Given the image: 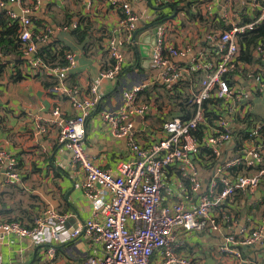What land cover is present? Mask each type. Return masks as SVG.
<instances>
[{
	"label": "built area",
	"instance_id": "2783aa9c",
	"mask_svg": "<svg viewBox=\"0 0 264 264\" xmlns=\"http://www.w3.org/2000/svg\"><path fill=\"white\" fill-rule=\"evenodd\" d=\"M192 1L196 9L203 7L206 12H211L218 2ZM41 2L0 0V12H5L17 26L18 46L27 57L25 63L28 67L39 72L47 71L54 77V84L46 89L47 93L56 99H66L76 112L74 116H67L59 105H55L47 123L56 128L57 143L69 151L73 167L83 172L81 186L92 206L90 218L72 230L70 236H83L100 246L101 255L86 256L80 264H194L190 258L178 254V231L200 234L219 232L222 226L228 227L233 217L213 214V211L238 192L253 194L264 177L263 168L254 174L229 175L240 166L250 170L264 164L260 144V140L264 142V125L260 123L252 124L249 138L240 147L241 155L220 163V148L233 138L235 140L229 117L245 119L250 109V98L260 94L264 87V41L258 42L254 48V58L259 62L256 72L238 61L239 39L264 24V0H238V5L246 8L250 15L245 22L234 12L233 2L223 0L221 15L226 29L206 34L205 41L213 58L206 53L192 55L189 67L170 63L172 57H184L188 51L167 46L163 32L157 30L151 64L160 70V84L167 86L173 94V89L185 80L188 73L201 74L202 78L190 93L194 106L192 115L186 119L173 117L165 121L149 146L140 145L133 134L136 119H146L152 108L151 102L140 100L142 87L133 86L122 91V102L114 110L99 109L100 88L97 82L83 97H80L76 85L65 84L67 74L77 65L73 52L64 53L63 66L48 65L38 58V47L51 33L48 26L36 27L34 23L33 14ZM119 9L118 36L107 40L111 62L99 73V80L106 79L112 83H117L124 72L126 57L123 47L133 42V32L139 21L130 5L120 4ZM72 27L76 28V25ZM243 74L247 76V90H243L239 82ZM91 112L97 113L100 121L108 126L112 137L126 141L134 160L119 162L112 171L101 168L87 154L84 146L85 117ZM36 127L40 134L46 132L45 126L37 124ZM198 131L201 136H196ZM204 151L209 152L212 158L203 154ZM197 164L213 170L204 189L198 178ZM14 166L13 158L0 150V176L5 177L9 186L21 181ZM173 166L187 186L179 200L168 204L164 201L163 180ZM197 194L198 200L193 203ZM68 218V214L46 207L34 218L31 226L14 220L0 222V242L7 234L34 241L47 230L49 243L40 245L46 246L49 264H53L54 245L61 242L59 228ZM255 245L264 248V231L242 228L238 233H228L218 252L232 256L233 264H249L242 252L245 247Z\"/></svg>",
	"mask_w": 264,
	"mask_h": 264
},
{
	"label": "crops",
	"instance_id": "0c3cea01",
	"mask_svg": "<svg viewBox=\"0 0 264 264\" xmlns=\"http://www.w3.org/2000/svg\"><path fill=\"white\" fill-rule=\"evenodd\" d=\"M174 1L179 2L176 4ZM231 1L239 19L243 22L250 19L248 10L240 7L238 0ZM124 3L130 5L139 19L134 31L137 32L135 42L123 47L126 67L117 83L99 80V73L107 69L111 62L107 40L117 35L121 16L119 7ZM222 3L223 0H218L213 10L206 12L203 7L196 9L192 0H42L33 14L34 23L36 27L48 26L51 33L38 47V53L45 45L55 53L61 50L73 52L77 65L67 74L65 84L76 85L80 97H83L97 82L100 88L99 109L114 110L122 102V91L133 86L142 87L140 100L151 102L152 108L146 119H136L133 134L140 145L149 146L165 121L180 117L179 100L196 89L202 78L201 74L188 73L174 94L160 84V70L152 66L149 57L155 43V28L163 32V41L167 46L188 51L184 57H172L170 63L189 67L192 55L206 53L213 58L205 40L208 32L226 29L221 15ZM174 4L176 10L171 7ZM9 9L16 10L15 7ZM74 24L76 28L72 27ZM16 52H0V60L6 64L0 77V150L13 158L14 169L20 174L21 181L9 186L5 177L0 176V222L16 220L31 226L34 218L46 207L68 214L66 223L59 228L61 242L54 245L53 264H80L86 256L101 255L100 246L83 236H70L72 230L90 218L92 206L81 186L83 172L73 167L69 151L57 143L56 128L47 123L55 105H59L67 116H74L76 112L66 99H56L47 93V87L54 84V77L47 71L39 72L28 67L25 63L27 57L17 48ZM60 58H63L62 54ZM255 61L245 67L256 72L259 62ZM16 62L19 64L16 65ZM239 82L243 90L249 89L246 75H241ZM263 92L264 87L249 101L247 117L254 119V125H264L263 110L254 104ZM229 121L233 133L244 127L238 116L229 117ZM37 124L45 126L46 132L40 134ZM85 126V150L101 168L114 171L119 162L135 159L126 141L112 137L97 113L91 112L85 117ZM260 144L264 156V142L260 140ZM240 147L237 148L234 138L222 146L220 163L241 155ZM258 169L246 170L240 166L229 175L254 174ZM197 170L204 189L213 170L200 164H197ZM163 184L164 201L168 204L179 200L187 186L175 166L165 173ZM198 195L193 203L197 202ZM213 214L231 215L233 222L228 227L222 226L219 232L189 234L178 231V254L190 258L194 264H233L232 256L220 254L218 247L228 233H238L242 228L264 231V177L253 194L238 192ZM40 243H49L47 230L34 241L18 239L12 234L4 235L0 242V264H49L46 246ZM242 253L249 264H264L263 247L251 246L248 252L243 250Z\"/></svg>",
	"mask_w": 264,
	"mask_h": 264
},
{
	"label": "trees",
	"instance_id": "16d2710c",
	"mask_svg": "<svg viewBox=\"0 0 264 264\" xmlns=\"http://www.w3.org/2000/svg\"><path fill=\"white\" fill-rule=\"evenodd\" d=\"M178 2L179 1H174L173 3L177 4ZM171 7L174 9L176 8L175 4L172 5ZM0 28L2 29L0 31V52L3 50H8V51L12 50L15 52L14 54H17L16 48L19 49V46H18L19 44H18V39H17V34H16L17 26L15 25L14 22L13 23L11 22V20L8 18L5 12H0ZM261 40L264 41V24L258 26V28L254 32H251L250 34H246L239 39L240 56L238 58V61L242 63L244 66L248 64H253L254 62H256L253 52H254V48L256 47L257 43L260 42ZM65 52L66 51L61 50L59 53H55L52 50V48L50 47L47 48V45H45V46H41L37 56L38 58L40 57V59L45 64L63 66ZM43 54L45 57L43 56ZM61 54L63 58H60ZM15 64L17 65L19 64V62H16ZM5 66H6L5 62L0 60V77L4 73ZM230 82L232 83L233 80L231 79ZM175 90H177V87L173 89V91ZM173 100H179V99L174 98ZM178 107H179V113H180L179 116L181 118L186 119L192 115L194 106H192L191 104L190 94L184 95L181 101L179 100ZM212 114L214 115L215 113H212ZM241 123L244 124V127H241L242 128L241 130L234 132V137H235V141L237 144V148L240 147L247 138H249L248 135L251 132V125L255 123V121L254 119L251 118V116H248L245 119H243ZM196 136H201V133L199 131L196 132ZM203 154H207L209 156L208 157L209 159L212 158L210 156V153L207 151H204ZM258 168H259L258 170L262 168L264 169V165H261Z\"/></svg>",
	"mask_w": 264,
	"mask_h": 264
},
{
	"label": "rangeland",
	"instance_id": "374dc122",
	"mask_svg": "<svg viewBox=\"0 0 264 264\" xmlns=\"http://www.w3.org/2000/svg\"><path fill=\"white\" fill-rule=\"evenodd\" d=\"M254 104L256 108L263 110V114H264V92L261 97L257 98L254 101Z\"/></svg>",
	"mask_w": 264,
	"mask_h": 264
},
{
	"label": "water",
	"instance_id": "95a60500",
	"mask_svg": "<svg viewBox=\"0 0 264 264\" xmlns=\"http://www.w3.org/2000/svg\"><path fill=\"white\" fill-rule=\"evenodd\" d=\"M155 29H156V31H155V36H156L158 28L156 27ZM136 35H137V32H134V33H133V37H132L133 42H135V37H136ZM155 40H156V37H155ZM153 46H154V45H153ZM152 55H153V48H152L151 51H150V56H149V57H152ZM143 64H144V63H143ZM249 248H250V247H245V248L243 249L244 252H248V249H249Z\"/></svg>",
	"mask_w": 264,
	"mask_h": 264
}]
</instances>
